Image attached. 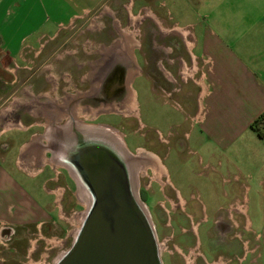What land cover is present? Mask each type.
Returning <instances> with one entry per match:
<instances>
[{
	"label": "crops",
	"instance_id": "1",
	"mask_svg": "<svg viewBox=\"0 0 264 264\" xmlns=\"http://www.w3.org/2000/svg\"><path fill=\"white\" fill-rule=\"evenodd\" d=\"M207 1L209 13L196 15L190 25L191 50L197 51L202 72V92L192 118L197 126L194 144L198 163L220 182L208 181L204 191L224 194L227 207L220 217L213 215L214 224L221 218L230 230L241 231L244 260L264 264V140L251 129L264 114V0ZM103 4L104 0H0V264H48L47 254L37 257L38 243L44 242L47 252L61 248L69 235L59 237L51 203L37 201L20 178L19 174L33 178L30 169L39 165L24 163H34L37 152L29 141L17 142L25 131L16 114L24 100L6 101L4 92L16 87L25 51L36 55L40 39H53ZM47 80L55 91L57 81ZM35 86H26L27 103L49 110L46 104L52 96L36 94ZM63 98L53 99L62 104Z\"/></svg>",
	"mask_w": 264,
	"mask_h": 264
},
{
	"label": "rangeland",
	"instance_id": "2",
	"mask_svg": "<svg viewBox=\"0 0 264 264\" xmlns=\"http://www.w3.org/2000/svg\"><path fill=\"white\" fill-rule=\"evenodd\" d=\"M208 5L207 0H204L203 4L199 2L195 4L194 0H104L103 6L74 21L71 26L58 32L53 39L47 37L40 39L36 55L27 54L25 51L22 56L24 60L20 61V69L17 71L18 83L14 87L15 89H7L4 92L6 101H9L12 97H18V99L24 100L23 103L26 106H29V104L27 103L28 99L25 97V90L30 83L37 86L34 88L36 94L37 91L40 92L39 94L42 91L44 93L49 92L52 98L57 99L62 98L65 93L77 95L78 93L88 92L90 85L81 84L80 82L83 81L86 70L78 71L76 65L92 62L96 59L94 52H97L98 46L107 47L112 40L115 41L118 38L111 26L116 30L119 28L134 35V45L136 47L142 46L145 51L149 52L152 59L164 60V65L170 61H174L176 65V59L182 58L177 72L183 88L182 99L176 98V100L169 101L165 97L158 96L153 92L151 85L147 84L144 77L138 78L134 82L133 87L138 94V99L137 102L132 103L133 110L131 113L104 115L94 120L89 116H79V120H86V123L108 125L114 128L118 132L117 135H120L124 148L130 153H133L134 148H137V150L146 149L145 151L153 153L152 150L144 147L145 142L142 139L144 131L135 129L133 116L136 120H143L139 126H142L144 122L147 125L152 124L156 128L165 126L172 121H181L182 125L178 130L180 137L177 140L178 144L169 150L163 159V166L167 173L164 179L168 180L169 183L161 185L151 182H158V180L148 171L146 175L138 180L139 174L144 171L146 166L142 164L137 166L135 176V191L137 192L139 186L144 191L147 190L144 194H142V191L140 192V201L143 203L147 193L150 194L149 197L153 200L151 203L153 208L150 210L145 209V213L154 228L162 264H184L176 253V249H178L177 230L174 227H162L164 215L158 207L162 194H170L173 191L171 184L185 198H194L192 202L190 201V205L194 207V210L198 206V200L205 205L209 204V220L206 223L203 222L200 227L199 233L201 234L210 224V217L219 212L226 201L223 197L224 194H207L204 191L205 186L209 183L208 181L214 182L215 185H220V182L211 171L198 163L197 150L194 144V139L197 136V126L190 117L186 116L192 110L196 111L202 92L201 64L195 56L197 51L191 50L192 28L190 25L194 24L196 15L204 16L209 13L210 7ZM130 15L135 18V22L130 21ZM117 19L119 22H113ZM103 25L109 29L108 35H105L107 37L106 41L104 40L105 42L100 40L104 37L100 36L101 33L99 32V27L101 28ZM95 27H97V30H95ZM161 31L167 32L163 34ZM182 33L185 35L184 37ZM166 34L168 35L165 36ZM128 37L129 35L126 36V38ZM186 41L190 44L189 46L186 45ZM176 45L178 49L176 48L175 52L177 53L180 50L181 53L175 54L171 49ZM170 51H173V53ZM140 56L142 57L141 54ZM138 59L139 63L142 64V59L140 57ZM184 65L187 70L186 74L183 72ZM48 78L50 80L54 78L58 81L55 91L52 84L47 83ZM62 78L65 79L61 81ZM186 92H193L196 106L189 105ZM24 105L16 111V114L20 117L22 128H24L22 130H25L19 133L21 140L17 141L18 144L19 142L27 143L30 136L41 134L42 126L45 125L43 118L35 115L34 112L30 113L32 110L29 112V109L26 110L23 107ZM79 106L96 108L99 105H96L92 98H87ZM179 106L184 110L183 113ZM151 136L149 134V137ZM148 147L152 148L151 146ZM40 155L44 160L49 158L48 155L44 156V152H40ZM163 155L162 153L159 156L162 157ZM62 166L42 164L38 168L33 167L30 172L28 171L29 174H32V179H27L24 175L19 174L21 180L26 183L25 186L38 199L37 201L48 200L51 203L56 219L54 226L57 228L56 232L59 233V237L62 238L66 232H69L67 238L62 242L61 248L54 246L55 248H51L46 252L47 245L41 241L38 243L37 257L42 252L47 254L46 262L48 264H53L70 247L78 226V219L82 217L85 210V205L78 196L79 188L76 182L65 166ZM137 181L140 182L139 186ZM185 264H191V259L186 257Z\"/></svg>",
	"mask_w": 264,
	"mask_h": 264
},
{
	"label": "flooded vegetation",
	"instance_id": "3",
	"mask_svg": "<svg viewBox=\"0 0 264 264\" xmlns=\"http://www.w3.org/2000/svg\"><path fill=\"white\" fill-rule=\"evenodd\" d=\"M115 21L119 22L118 19L113 20V22ZM111 27L118 38L115 41L112 40L107 47H104L103 45L98 46L97 52H94L96 59L92 62H84L76 65L78 71L83 69L86 70L83 81L80 82L81 84L90 85L88 92L84 94L78 93L77 95L65 93L62 104H60V101H57V99L52 98L51 103L46 104V106L49 107V110L44 109L41 105L37 108V104H35V106H26L24 103L20 104V106L24 105L23 107L26 110L29 109V112L33 107L35 115L43 118L45 124L47 121H51L47 128L45 125L42 126L41 134L48 136L47 141L42 140L39 142L38 140H28L29 147L37 153L35 154L36 158L34 163L25 162L24 165H63L59 161V155H57L55 150L58 141L54 134L56 128L52 127V121H56L55 124L60 126L64 124L66 119L72 118L75 123L73 129L79 127V122L90 128H101L111 134L112 138L116 139L123 145V141L121 142L116 136L118 132L115 131L114 128H111L108 125L86 123V120H79V116H89L94 120L104 115H119L120 113L129 114V112H132L133 110L132 103L134 101L137 102L138 99V94L133 87L135 80L138 78L145 77L147 84L151 85L153 92L158 96L165 97L169 101L173 99L176 100V98L182 99L183 88L177 73L180 67V59L182 58L180 57L179 59H176V65L174 61H166L167 64L164 65V60L158 58L152 59L149 52L145 51L142 46L136 47L134 45V35L130 34L128 31L119 28L116 30L113 26ZM95 30H97V27H95ZM99 32L101 33L100 36L104 37L103 39L100 38V40L105 42L107 39L105 35H108L109 32L108 27L105 25L101 28L99 27ZM164 32L166 33V31H161L163 34ZM128 35L129 37L126 39V36ZM167 35L168 34L165 36ZM176 48L178 49L177 45L171 49L175 52ZM173 51L170 52L173 53ZM177 53H181V51L179 50ZM177 53L175 52V54ZM138 57L142 59V64L139 63ZM166 66H168V68H166ZM63 79L65 78H62L61 81H63ZM55 80L56 79L53 78L54 84ZM186 94H188L187 100L189 105L196 106V104H194L195 98L193 97V92H186ZM87 98H92L95 104L99 106L96 108L79 106V104L87 100ZM179 108L183 113L184 110L182 107L179 106ZM195 113L196 111L192 110V112H189V114L187 113L186 116L190 117L192 120ZM133 118L135 119V129L144 131L142 136V139H144L145 142L144 147L153 152L149 153L145 151V148V150H137V148H134L133 153L127 151L129 154L128 166L132 188L140 206H144L142 208L145 212V209L150 210L153 208V205L151 204L153 200L150 199V194L147 193V197L143 199V203L140 201V192L142 191V194H144L147 190L144 191V189L139 186V181H137L139 188L137 192L135 191L137 166L139 164L146 165L144 171L139 174L138 180L140 177H143V175H146L148 171L158 180V182H151L159 183L161 185L168 184V180L166 181L164 179L166 178L167 173L163 166V159L166 157L167 152L178 144L177 140L180 138L178 130L181 128L182 124L181 121H172L165 126H158V129L152 124L147 125L144 122L142 126H139L143 120H136L134 116ZM149 134L152 136L149 137ZM148 146H151L152 148H149ZM164 151L166 152L164 153ZM40 152H44V156L48 155L49 158L44 160V158L41 157ZM54 152L55 155L53 154ZM162 153L164 155L160 157L159 155ZM172 189L173 191H171L170 194H162L160 205H158V207L160 208L162 215H164L162 227H174L177 230L176 240L178 249H176V253L182 263L185 264L186 257H188L191 259V264H247L243 257V246L240 239L242 232L239 230H230L228 225L223 222L221 218H217V224H214V217L211 216L210 224L207 225L204 233H199L203 222L206 223L209 220V204L205 205L202 201L198 200V206H196V209L194 210V207H191L190 205V201L192 202L194 200L193 197L191 199L185 198L180 194L178 189L173 187ZM226 207L227 203L225 201L223 208H220L219 212H217V217L222 215L223 210L226 209ZM150 224L152 226L151 222Z\"/></svg>",
	"mask_w": 264,
	"mask_h": 264
},
{
	"label": "water",
	"instance_id": "4",
	"mask_svg": "<svg viewBox=\"0 0 264 264\" xmlns=\"http://www.w3.org/2000/svg\"><path fill=\"white\" fill-rule=\"evenodd\" d=\"M72 121L60 126L52 121L55 150L85 192L87 206L70 247L53 264H162L153 228L132 188L127 150L107 131L81 122L73 129Z\"/></svg>",
	"mask_w": 264,
	"mask_h": 264
},
{
	"label": "trees",
	"instance_id": "5",
	"mask_svg": "<svg viewBox=\"0 0 264 264\" xmlns=\"http://www.w3.org/2000/svg\"><path fill=\"white\" fill-rule=\"evenodd\" d=\"M251 129L257 134V136L264 140V114L260 116L252 125Z\"/></svg>",
	"mask_w": 264,
	"mask_h": 264
},
{
	"label": "bare ground",
	"instance_id": "6",
	"mask_svg": "<svg viewBox=\"0 0 264 264\" xmlns=\"http://www.w3.org/2000/svg\"><path fill=\"white\" fill-rule=\"evenodd\" d=\"M132 23L133 22H135V20H132L131 21ZM130 22V23H131ZM124 38V37H123ZM127 39V38H126ZM129 43V42H128ZM128 102V101H127ZM131 103V102H130ZM130 105H132V104H130ZM126 108V107H125ZM129 108V107H128ZM127 109V108H126ZM125 111V110H124ZM130 111V110H129ZM131 112V111H130ZM129 112V113H130ZM119 139H120V141H121V137L119 136V135H116ZM122 142V141H121ZM79 188V198H80V201L85 205V207L87 206V203H86V201H87V196H86V194H85V192L80 188V187H78ZM82 218V217H81ZM81 218L80 219H78L79 220V222H78V226H79V223H80V220H81ZM78 226H77V228H78ZM77 230V229H76ZM76 230H75V232H76Z\"/></svg>",
	"mask_w": 264,
	"mask_h": 264
}]
</instances>
